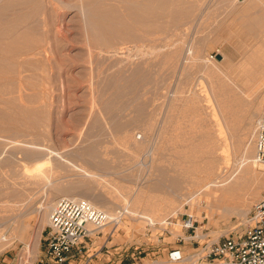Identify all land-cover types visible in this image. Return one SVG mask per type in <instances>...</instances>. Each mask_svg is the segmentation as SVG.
<instances>
[{"label":"rangeland","instance_id":"rangeland-1","mask_svg":"<svg viewBox=\"0 0 264 264\" xmlns=\"http://www.w3.org/2000/svg\"><path fill=\"white\" fill-rule=\"evenodd\" d=\"M263 110L264 0H0V264L36 261L61 197L121 214L87 241L110 264H189L264 192Z\"/></svg>","mask_w":264,"mask_h":264},{"label":"built area","instance_id":"built-area-1","mask_svg":"<svg viewBox=\"0 0 264 264\" xmlns=\"http://www.w3.org/2000/svg\"><path fill=\"white\" fill-rule=\"evenodd\" d=\"M254 162L264 167V110L255 124ZM49 229L43 250L33 264H74L76 254L82 252L83 241L107 224L117 225L121 214L111 216L103 209L83 198L61 197L49 212ZM150 224L166 230L180 226L186 230L196 227L193 213L185 217L166 219ZM244 228L212 242H204L190 253L173 249L169 259L189 264H264V192L246 216ZM171 233V231H170ZM86 258L81 264H88Z\"/></svg>","mask_w":264,"mask_h":264},{"label":"crops","instance_id":"crops-1","mask_svg":"<svg viewBox=\"0 0 264 264\" xmlns=\"http://www.w3.org/2000/svg\"><path fill=\"white\" fill-rule=\"evenodd\" d=\"M118 224L115 225V226L112 225L111 231H109V233H107L106 240H108V238L111 236L110 234L117 229ZM91 238L92 237L90 236L89 238L84 240L85 241L84 244L81 245L82 246V252L80 254H76V256L73 259V263L74 264H81L83 262V260L86 259V258L89 259V263L88 264H110V263H114V261L110 260V259H111V257H114L115 253H117L120 250H122V247H116V248H114L111 251L110 250H105V252L107 253V254H105L103 252V250L102 251L99 250L100 248L92 249V247L89 245V242H87V241H91ZM44 239H45V237H44ZM91 245H93V243ZM177 248L178 247H175L173 249H177ZM173 249H171L168 252V257H169L170 252ZM109 254H110V256H109Z\"/></svg>","mask_w":264,"mask_h":264},{"label":"bare ground","instance_id":"bare-ground-1","mask_svg":"<svg viewBox=\"0 0 264 264\" xmlns=\"http://www.w3.org/2000/svg\"><path fill=\"white\" fill-rule=\"evenodd\" d=\"M245 22H246V21H245ZM261 58H263V57H261ZM260 63H261V62H260ZM238 103H239V101H238ZM215 179H216V178H215ZM216 183L218 184V183H220V181H218V182H216ZM206 185H208V184H206ZM211 186H213V184H211ZM262 186H263V185H262ZM206 187H207V186H206ZM217 187H218V186H217ZM214 188H215V187H214ZM231 188H232V187H230V188L228 187L227 189H228V190H231ZM263 188H264V187H263ZM227 189H225L224 191H228ZM233 190H234V188H233ZM214 193L217 194V193H219V191L216 190Z\"/></svg>","mask_w":264,"mask_h":264},{"label":"water","instance_id":"water-1","mask_svg":"<svg viewBox=\"0 0 264 264\" xmlns=\"http://www.w3.org/2000/svg\"><path fill=\"white\" fill-rule=\"evenodd\" d=\"M218 58H219V59H222L223 56H222L221 54H218Z\"/></svg>","mask_w":264,"mask_h":264}]
</instances>
